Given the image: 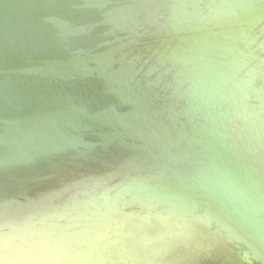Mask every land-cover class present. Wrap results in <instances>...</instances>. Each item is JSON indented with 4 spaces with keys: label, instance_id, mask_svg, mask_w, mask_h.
I'll return each instance as SVG.
<instances>
[{
    "label": "water",
    "instance_id": "95a60500",
    "mask_svg": "<svg viewBox=\"0 0 264 264\" xmlns=\"http://www.w3.org/2000/svg\"><path fill=\"white\" fill-rule=\"evenodd\" d=\"M229 11L250 39L199 19ZM0 264H264V0H0Z\"/></svg>",
    "mask_w": 264,
    "mask_h": 264
},
{
    "label": "clouds",
    "instance_id": "9594fccd",
    "mask_svg": "<svg viewBox=\"0 0 264 264\" xmlns=\"http://www.w3.org/2000/svg\"><path fill=\"white\" fill-rule=\"evenodd\" d=\"M184 15L194 18L197 16L196 13H185ZM199 19L211 24L225 37L239 38L241 42L245 38H251L248 27L249 17L245 13L218 12L215 19L206 20L202 16ZM235 43L236 40L233 39L232 44L235 45ZM250 56L251 53H246L236 46L230 47L227 43L219 45L210 53L201 75L216 96L236 104L246 89V83L240 76V72ZM120 227L112 223L107 214H101L91 222L86 230L85 242H90L96 246L111 247V244L117 243L122 235L119 230ZM137 227L148 228L151 227V223L145 221ZM175 235H179V232ZM6 242L4 241V243Z\"/></svg>",
    "mask_w": 264,
    "mask_h": 264
}]
</instances>
